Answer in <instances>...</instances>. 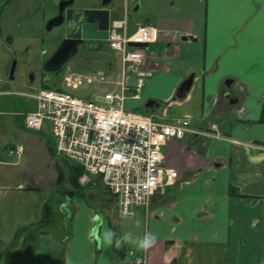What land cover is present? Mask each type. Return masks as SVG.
I'll return each mask as SVG.
<instances>
[{"label":"crops","instance_id":"crops-1","mask_svg":"<svg viewBox=\"0 0 264 264\" xmlns=\"http://www.w3.org/2000/svg\"><path fill=\"white\" fill-rule=\"evenodd\" d=\"M208 2L206 19L212 24L207 23L201 71L193 69L191 90L179 98L177 90L188 78L163 75L157 84L168 100L173 98L172 105L160 106L153 96L133 103L134 111L160 119L167 112L168 120L188 119L193 129L208 135L188 133L166 144V163L180 176L154 194L148 207L132 208V216L144 217L146 231L155 233L156 240L147 250L131 251L126 264H264V0ZM31 6L26 1L19 13L29 16ZM159 30L170 35L164 27ZM184 32L197 39L187 41L199 42L191 29ZM1 35L0 51L6 56ZM175 51L174 56H180L179 46ZM150 80L146 94L151 95ZM31 103L34 109L36 101ZM49 154L57 156L55 139L48 143ZM8 156L0 151V264H98L91 238L99 220L95 214L88 213L81 239L74 234L48 239L49 220L58 212L51 207L48 216L46 211L50 200L57 204L55 198L18 181L17 163ZM63 165L57 162L56 169ZM78 175L77 185L88 181L85 186L92 185L93 191L105 188L92 175L80 170ZM83 204L78 202L79 210ZM108 249L114 259V243ZM99 252L103 258L102 248Z\"/></svg>","mask_w":264,"mask_h":264},{"label":"rangeland","instance_id":"rangeland-1","mask_svg":"<svg viewBox=\"0 0 264 264\" xmlns=\"http://www.w3.org/2000/svg\"><path fill=\"white\" fill-rule=\"evenodd\" d=\"M4 0H0L2 3ZM126 0L115 1L118 4L114 9L113 18L122 19L125 15L124 3ZM141 6L134 12L135 2H131L129 7L130 26L135 29L139 24H148L158 28L164 27L165 32L159 33V39L150 44L145 49L149 55V69L152 71L151 80L146 79V84L141 92V96L147 99H156L160 106L167 107L173 104V98L165 97L162 94L164 89L158 86L157 82L162 81L159 77L180 76L189 78L194 70L200 72L203 60V46L207 23L212 24L206 9L209 7L208 0H139ZM47 1L40 0L37 8H31L29 16L19 13L14 15L11 4L6 6L0 20V30L3 31L1 37L6 41L14 37L13 44H4L7 48L6 56L0 51V151L5 156L9 154L12 147L24 146L25 152L19 161H16L10 154L9 161L16 162L15 170L18 181H23L30 187H37L47 191L51 197L54 196L57 204L53 205V200L46 211V215L51 216L50 208L54 207L58 214L50 219V230L47 231L49 238L54 240L66 239L74 234L76 238L84 235L88 215L93 212L101 222V228L111 229L119 239L125 232H131L133 236H142L146 232V221L144 217L130 216L122 217L118 208V202L114 196L109 194L105 188H95L92 185L87 187L85 184L77 185L76 178L78 167L72 162L66 161L59 156L46 155L48 143L54 142L52 129L48 127L45 131L33 132L26 130L22 125V115L32 107L31 94L37 93L42 84L53 87V82L62 78L65 67L81 72H103L108 76L120 74L121 63L119 55L109 47L108 42H96L95 50L91 54V60L86 64L71 62L61 71L47 72L42 74L40 65L29 59L38 55L41 50V41L38 37L40 30L46 33L45 25L50 13L45 11ZM2 13V11L0 12ZM211 14V10L209 12ZM210 25V24H209ZM21 26H23L21 28ZM211 26V25H210ZM35 28V33L31 28ZM191 29L199 39V42L183 41L185 29ZM21 29H24L27 36L21 39ZM173 37V38H171ZM166 38L170 39L169 42ZM13 39V38H12ZM173 39V40H172ZM180 47V56H174L175 46ZM17 63V72L15 80L9 81V74L12 64ZM6 63V65H4ZM194 69V70H193ZM192 70L189 74L188 71ZM188 74V75H187ZM31 75L35 76V82L31 83ZM149 80L151 84L150 94H146ZM163 82V81H162ZM26 84L32 87L25 88ZM29 85V86H30ZM19 86L24 87L23 89ZM77 95V93H76ZM150 97V98H149ZM168 101V103H167ZM136 100H130L128 110H135L133 103ZM170 118L167 112L164 119ZM57 162H62V169H56ZM70 165L69 169L67 168ZM66 167V168H65ZM72 167V168H71ZM95 179H99L94 176ZM74 195H72L71 191ZM62 200V203L60 202ZM78 202L83 204L80 209ZM63 206V208L61 207ZM79 211V212H78ZM89 213V214H88ZM60 220L62 222H60ZM58 224V227L56 226ZM91 234V232H90ZM89 234V236H90ZM62 235V236H59ZM96 244L98 264H126V255L132 258L133 252H140L141 249L136 246V242L125 241L120 245L114 243L116 256L111 259L110 250L107 244H102L100 240V231L93 240ZM100 248L103 251V258L100 256ZM113 252V249H112ZM104 259H106L104 261ZM116 260V261H115ZM104 263H101L103 262ZM131 264V263H128Z\"/></svg>","mask_w":264,"mask_h":264},{"label":"built area","instance_id":"built-area-1","mask_svg":"<svg viewBox=\"0 0 264 264\" xmlns=\"http://www.w3.org/2000/svg\"><path fill=\"white\" fill-rule=\"evenodd\" d=\"M135 1H125L124 17L113 19L108 29L107 42L121 63L119 77L67 66L53 87L45 84L30 95L36 107L22 121L28 131L51 127L56 155L83 174L97 176L125 218L133 215L134 206L148 207L154 194L179 178V171L166 163L169 140L206 134L193 129L188 119H160L127 109L129 100L142 98L146 79L153 74L144 45L156 42L160 33L148 24L130 26L129 3ZM24 152L19 145L9 154L20 159Z\"/></svg>","mask_w":264,"mask_h":264},{"label":"flooded vegetation","instance_id":"flooded-vegetation-1","mask_svg":"<svg viewBox=\"0 0 264 264\" xmlns=\"http://www.w3.org/2000/svg\"><path fill=\"white\" fill-rule=\"evenodd\" d=\"M28 0H4L2 3H0V20L2 19V14L4 10L6 9V6L11 4L12 12L14 15L19 14V11L22 9V6L24 3ZM30 5L37 8V0H29ZM47 1V8H45L47 12H49L51 15L47 19L45 30L46 33L40 32L38 35L40 41H41V50L38 55L30 58L33 62L40 65V71L44 75L47 72H49V68L54 66L58 60H61L62 58H65L66 56H70L71 54H74L69 57L67 64L69 63H82L86 64L91 60V54L95 50L96 46V40L93 39H84L83 34L84 32H81L78 26H73L70 31V38L68 37V29L66 26V11L68 10H87V11H94V10H103V9H109L110 10V19L113 18L114 9L117 7L118 4H113L115 1H121V0H111L108 4L104 5V0H46ZM137 4L141 3L137 2ZM137 4H135L137 6ZM135 6V7H136ZM64 8L63 14L60 13V9ZM135 9V8H134ZM52 19H56L55 21H62L60 25L53 26L51 29L48 28L49 22ZM31 31L35 33V28H31ZM92 31H88L86 35H90ZM13 38V39H12ZM9 38L11 41H6L7 44H13L15 42L14 37ZM65 56V57H63ZM13 65H15L14 73L11 75V71L13 68ZM65 67V66H64ZM63 67V68H64ZM62 68V69H63ZM61 69V70H62ZM16 72H17V63L14 62L10 69L9 74V81L15 80L16 78ZM31 83L35 82V76L31 75ZM30 84H26L24 87L29 88L32 87ZM24 87L19 86V88L23 89ZM229 96V94H227Z\"/></svg>","mask_w":264,"mask_h":264},{"label":"water","instance_id":"water-1","mask_svg":"<svg viewBox=\"0 0 264 264\" xmlns=\"http://www.w3.org/2000/svg\"><path fill=\"white\" fill-rule=\"evenodd\" d=\"M111 0H104V5L108 4ZM140 7V4H137L134 11H137ZM64 8L61 7L60 13L63 14ZM66 26L68 29V37L70 38L69 31L73 26H78L81 32H84L83 38L84 39H93L96 41H104L108 39V27L110 23V10L109 9H103V10H94V11H87V10H68L66 11ZM56 19H52L49 22L48 28L51 29L53 26L60 25L63 23L61 20L56 22ZM88 31H92L90 35H86ZM183 41L187 40H194L197 39L193 36H183ZM130 46H136V44H131ZM145 47H148V44L144 45ZM75 53V52H74ZM73 53V54H74ZM70 56H63L65 58H62L61 60H58V62L49 68V72H56L59 71L68 61ZM13 65L11 75L14 73V67ZM194 74H191V76L182 82V84L179 86L177 90V96L179 98H184L186 94L191 90L193 83H194ZM230 83V81L228 82ZM151 103L154 102L153 100L150 101ZM150 103V104H151ZM96 225H99V220L96 221ZM97 228L96 226L92 230L91 238L95 239L97 237Z\"/></svg>","mask_w":264,"mask_h":264},{"label":"clouds","instance_id":"clouds-1","mask_svg":"<svg viewBox=\"0 0 264 264\" xmlns=\"http://www.w3.org/2000/svg\"><path fill=\"white\" fill-rule=\"evenodd\" d=\"M97 230L100 231V240L102 244L120 245L125 241H135L136 246L140 249L147 250L149 249L156 240V234L150 231H146L142 236H133L131 232H125L123 236L117 239L116 234L111 229L101 228L100 225H96Z\"/></svg>","mask_w":264,"mask_h":264},{"label":"trees","instance_id":"trees-1","mask_svg":"<svg viewBox=\"0 0 264 264\" xmlns=\"http://www.w3.org/2000/svg\"><path fill=\"white\" fill-rule=\"evenodd\" d=\"M262 121H264V113H263Z\"/></svg>","mask_w":264,"mask_h":264}]
</instances>
